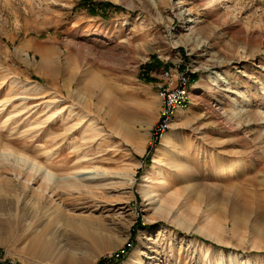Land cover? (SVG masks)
I'll return each mask as SVG.
<instances>
[{"label":"rangeland","instance_id":"obj_1","mask_svg":"<svg viewBox=\"0 0 264 264\" xmlns=\"http://www.w3.org/2000/svg\"><path fill=\"white\" fill-rule=\"evenodd\" d=\"M163 69L196 92L157 138ZM122 246L264 264V0H0V264Z\"/></svg>","mask_w":264,"mask_h":264},{"label":"built area","instance_id":"obj_2","mask_svg":"<svg viewBox=\"0 0 264 264\" xmlns=\"http://www.w3.org/2000/svg\"><path fill=\"white\" fill-rule=\"evenodd\" d=\"M161 75L167 82L158 87L161 110L159 121L153 128V134L157 138H163L171 129L176 112L187 107L192 98V77L189 72L175 73L172 70L163 69ZM126 254L127 248L122 246L97 264H114L121 261Z\"/></svg>","mask_w":264,"mask_h":264},{"label":"bare ground","instance_id":"obj_3","mask_svg":"<svg viewBox=\"0 0 264 264\" xmlns=\"http://www.w3.org/2000/svg\"><path fill=\"white\" fill-rule=\"evenodd\" d=\"M46 62H44V60L42 61V64H44V65H46L45 64ZM217 76V75H216ZM215 75L214 76H210V78H211V80L212 81H214V82H216L217 81V79H218V76L216 77ZM221 79V78H220ZM27 89H29V88H27ZM160 110H161V108H160ZM159 121V120H158ZM158 123V122H157ZM167 144V143H166Z\"/></svg>","mask_w":264,"mask_h":264},{"label":"trees","instance_id":"obj_4","mask_svg":"<svg viewBox=\"0 0 264 264\" xmlns=\"http://www.w3.org/2000/svg\"><path fill=\"white\" fill-rule=\"evenodd\" d=\"M100 6H102L103 8H105L107 6L106 3H100ZM96 11L92 9V13H95Z\"/></svg>","mask_w":264,"mask_h":264},{"label":"crops","instance_id":"obj_5","mask_svg":"<svg viewBox=\"0 0 264 264\" xmlns=\"http://www.w3.org/2000/svg\"><path fill=\"white\" fill-rule=\"evenodd\" d=\"M192 88H193V85L191 86V92H193V93L196 92V91H193ZM195 94H196V93H195ZM192 95H193V94H192ZM196 95H197V94H196ZM196 97H199V95H197Z\"/></svg>","mask_w":264,"mask_h":264}]
</instances>
